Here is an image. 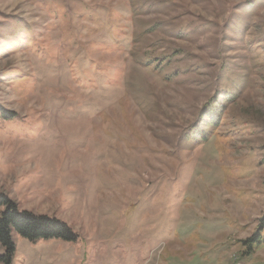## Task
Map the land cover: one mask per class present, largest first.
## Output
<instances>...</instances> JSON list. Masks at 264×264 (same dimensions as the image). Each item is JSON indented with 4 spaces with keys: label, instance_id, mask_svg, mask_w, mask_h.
Segmentation results:
<instances>
[{
    "label": "rangeland",
    "instance_id": "374dc122",
    "mask_svg": "<svg viewBox=\"0 0 264 264\" xmlns=\"http://www.w3.org/2000/svg\"><path fill=\"white\" fill-rule=\"evenodd\" d=\"M0 106V191L78 235L0 264H264V0H0Z\"/></svg>",
    "mask_w": 264,
    "mask_h": 264
},
{
    "label": "trees",
    "instance_id": "16d2710c",
    "mask_svg": "<svg viewBox=\"0 0 264 264\" xmlns=\"http://www.w3.org/2000/svg\"><path fill=\"white\" fill-rule=\"evenodd\" d=\"M211 104H208L206 107V112H208L207 114H211V117L208 119L213 124V121L214 123L216 121V116H219V113H217L219 109L217 107L214 109ZM0 115L5 120L15 117L14 113L6 111L1 106ZM1 208L4 210L0 215V243L5 247L9 260H11L15 252L14 233H18L30 241L62 239L75 242L78 239V235L65 221L48 215L22 210L19 208L17 202L2 191H0ZM258 235L255 238H251L248 242H245V244H260L261 237Z\"/></svg>",
    "mask_w": 264,
    "mask_h": 264
}]
</instances>
